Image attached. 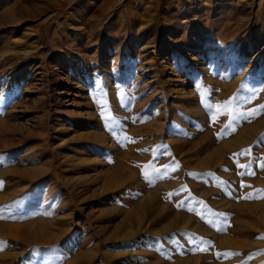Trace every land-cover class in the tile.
<instances>
[{
  "label": "rangeland",
  "instance_id": "rangeland-1",
  "mask_svg": "<svg viewBox=\"0 0 264 264\" xmlns=\"http://www.w3.org/2000/svg\"><path fill=\"white\" fill-rule=\"evenodd\" d=\"M262 165L264 0H0V264H264Z\"/></svg>",
  "mask_w": 264,
  "mask_h": 264
},
{
  "label": "snow or ice",
  "instance_id": "snow-or-ice-1",
  "mask_svg": "<svg viewBox=\"0 0 264 264\" xmlns=\"http://www.w3.org/2000/svg\"><path fill=\"white\" fill-rule=\"evenodd\" d=\"M199 87V86H198ZM228 103H231V101H229ZM217 109L220 107L219 105H216L215 106ZM215 119V116H213V120ZM126 138V137H125ZM242 167H243V165H242ZM262 167H264V165H262ZM243 186V185H242ZM261 191H264V190H261Z\"/></svg>",
  "mask_w": 264,
  "mask_h": 264
},
{
  "label": "bare ground",
  "instance_id": "bare-ground-1",
  "mask_svg": "<svg viewBox=\"0 0 264 264\" xmlns=\"http://www.w3.org/2000/svg\"><path fill=\"white\" fill-rule=\"evenodd\" d=\"M170 37V36H169ZM129 163V162H128Z\"/></svg>",
  "mask_w": 264,
  "mask_h": 264
}]
</instances>
